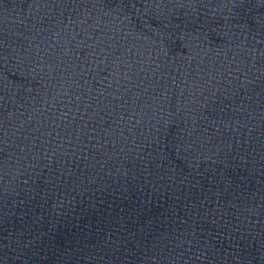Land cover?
Wrapping results in <instances>:
<instances>
[{"label": "water", "instance_id": "95a60500", "mask_svg": "<svg viewBox=\"0 0 264 264\" xmlns=\"http://www.w3.org/2000/svg\"><path fill=\"white\" fill-rule=\"evenodd\" d=\"M0 264H264V0L0 15Z\"/></svg>", "mask_w": 264, "mask_h": 264}]
</instances>
